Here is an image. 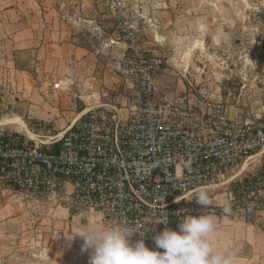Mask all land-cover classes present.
Wrapping results in <instances>:
<instances>
[{"label":"built area","instance_id":"obj_1","mask_svg":"<svg viewBox=\"0 0 264 264\" xmlns=\"http://www.w3.org/2000/svg\"><path fill=\"white\" fill-rule=\"evenodd\" d=\"M125 7V0H110L127 46L119 73L132 91L128 118L123 121L117 110L91 111L63 136L42 142L46 149L1 127L0 175L32 201L71 183L75 189L65 202L75 215L95 212L112 225L129 227L132 243L143 239L149 249L163 251L153 237L165 227L178 230L188 215L251 219L264 210V162L228 200L230 213L196 202L199 189L219 186L227 172L264 150V108L252 120L233 118L221 104L198 96L192 83L174 99L164 98L155 80L166 61L135 38ZM18 101L0 74V119L14 113ZM164 217L168 223H159Z\"/></svg>","mask_w":264,"mask_h":264},{"label":"crops","instance_id":"obj_2","mask_svg":"<svg viewBox=\"0 0 264 264\" xmlns=\"http://www.w3.org/2000/svg\"><path fill=\"white\" fill-rule=\"evenodd\" d=\"M125 4L124 20L133 28L135 38L166 61L155 83L161 95L172 100L187 90L182 78L169 74L172 69L216 66L217 54L210 51V45L203 47L205 39L213 40L215 46L217 38L240 41L239 53L235 52L238 60L224 59L223 66L248 65L244 42L255 35L250 22L256 16L250 9L258 11L264 0H125ZM121 36L110 0H0V74L19 95L15 112L0 119V128L21 136L18 127L2 124L18 110L32 114L33 108L41 107L60 116L56 94L63 87L79 95L81 107L76 120L94 110H117L124 121L131 107L127 97L120 95L119 105L103 99L97 105L90 95V88L98 85L123 84L119 70L127 46ZM258 66H264V61ZM57 84L59 89L54 88ZM211 100L221 103L217 95ZM31 103H39L40 107ZM41 112L36 118L45 115ZM74 189L67 182L58 194L29 202L16 191L6 190L0 182V222L25 215L33 205L43 211L37 214L40 226L61 232H74L75 226L80 231L79 222L96 216L110 224L95 212L75 215L65 202L66 194ZM214 218L213 239L222 249L237 250V264H264V210L251 219L221 215Z\"/></svg>","mask_w":264,"mask_h":264},{"label":"rangeland","instance_id":"obj_3","mask_svg":"<svg viewBox=\"0 0 264 264\" xmlns=\"http://www.w3.org/2000/svg\"><path fill=\"white\" fill-rule=\"evenodd\" d=\"M257 8L258 11L256 8L250 9L256 14L250 22L255 35H250L248 40L244 42L249 53L247 56L248 65L223 66L224 59L231 62L238 60L235 52L239 53L240 41L217 38L215 40L217 45L215 46L213 40L205 39L203 40V47L210 45V51L217 54L215 57L216 66H186L181 70L172 69L174 74L171 71L169 73L176 79L182 78L187 89L189 83H192L198 96L209 99H213L214 95L219 96L218 101L221 102L219 104L230 116H242L249 120H252L264 108V66H258L260 62L264 61V14H262L264 13V6ZM75 88L77 89V87ZM58 91L56 95L59 103L58 108L62 112L60 116L53 115L51 111L43 110L39 103H31V105L40 108H33L32 114L18 110L9 118L8 121L20 119L25 122L28 130L36 135L32 140L31 136L21 132L20 135L24 142L28 144H35L36 142L46 149V145H42V142L46 143L54 137H60L67 129L65 127L70 126L77 119L79 115L77 112L81 107L79 95H72L70 88L66 87ZM90 91L92 92L90 94L92 99L98 102L95 103L97 105L102 99L114 101V104L119 105L117 102L120 95L130 97L132 94L130 87L125 82L110 87L98 85L95 88H90ZM40 111H42L41 115H45L36 118ZM127 118L128 116L124 118V121ZM263 162L264 155H259L248 163L243 162L237 168L227 172L217 184L219 186L206 190L211 201L210 205L223 206L226 201L228 202L231 196L239 193L241 182L253 170H258ZM244 166L246 168L242 173ZM0 182L6 190H14L8 187L4 180H0ZM23 200L31 202L26 199ZM34 208L35 206L32 205L25 215L0 222V264H89L92 250L82 251L83 240L76 236L80 232L76 229L77 226L74 228V232L77 234L40 226L37 214L43 211ZM93 219L98 218L96 216ZM86 222V220L79 222V229Z\"/></svg>","mask_w":264,"mask_h":264},{"label":"clouds","instance_id":"obj_4","mask_svg":"<svg viewBox=\"0 0 264 264\" xmlns=\"http://www.w3.org/2000/svg\"><path fill=\"white\" fill-rule=\"evenodd\" d=\"M196 202L210 205L205 189L198 190ZM221 211L231 212L227 201ZM159 223L167 224L168 219L161 218ZM215 231L213 215H188L178 230L165 227L153 237L156 249L163 251L149 249L143 239L132 243L134 232L123 224L109 225L98 219L87 221L76 236L83 240L82 251L92 250L89 264H237V250L220 248L213 239Z\"/></svg>","mask_w":264,"mask_h":264},{"label":"bare ground","instance_id":"obj_5","mask_svg":"<svg viewBox=\"0 0 264 264\" xmlns=\"http://www.w3.org/2000/svg\"><path fill=\"white\" fill-rule=\"evenodd\" d=\"M6 121L4 123H2V124L3 125H14V126L18 127L20 132H23V133L27 134L28 136H31L32 139L34 138V135L28 129H26V125L20 119H14V120L7 121V122ZM0 126H1V124H0ZM245 168H246V166H244L243 171H245Z\"/></svg>","mask_w":264,"mask_h":264}]
</instances>
